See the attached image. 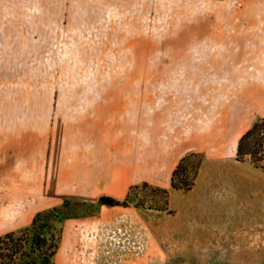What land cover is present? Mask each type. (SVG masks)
<instances>
[{"label": "rangeland", "instance_id": "1", "mask_svg": "<svg viewBox=\"0 0 264 264\" xmlns=\"http://www.w3.org/2000/svg\"><path fill=\"white\" fill-rule=\"evenodd\" d=\"M249 7L246 0H0V129L22 123L40 130L58 157L65 147L74 156L86 146L98 148L103 158L161 123L178 121L189 132L209 108L222 109L224 97L221 90L197 89L192 73H182L208 61L194 52L208 27L193 26V18L206 19L210 10L218 19L244 17L254 14ZM17 115L23 122H16ZM257 157L264 166V147ZM162 200L150 188L131 193L132 203L145 206L138 209L151 219V229H143L142 221L118 229L125 216L107 208L87 226L95 229L101 219V228L112 229L71 240L118 245L103 250L104 264H166L158 242L160 211L147 208ZM72 207L80 214L96 209ZM143 230L150 232L145 249L124 248ZM231 254L210 264H264V249Z\"/></svg>", "mask_w": 264, "mask_h": 264}, {"label": "crops", "instance_id": "2", "mask_svg": "<svg viewBox=\"0 0 264 264\" xmlns=\"http://www.w3.org/2000/svg\"><path fill=\"white\" fill-rule=\"evenodd\" d=\"M246 4L249 11L254 5V14L218 19L210 10L206 19L193 18V26L198 22L208 27L207 35L195 40L194 51L208 61L193 64L182 73H192L199 90L224 91L222 109L213 113L209 108L199 116L197 128L184 133L178 121L161 123L129 139L127 149L104 158L98 148L86 146L77 148L74 156L72 147H65L58 157L51 153L49 140L40 130L24 129L22 123L1 128L0 236L29 226L38 212L66 200L97 202L102 196L123 200L132 186L142 183L173 189L172 174L181 159L201 153L203 161L193 188L171 191L169 207L173 212H160L161 260L166 264H210L213 259L231 257L232 251L238 255L262 252L264 170L249 160L237 159L240 138L264 118V0H246ZM18 117L21 119L16 122H23L22 115ZM107 208L125 216L118 229L141 221L143 229H151V219L137 207L103 205L98 215L63 222L55 264H63L62 258L65 264H79L81 255L79 259L86 264H104L103 250L118 245L74 242L71 237L112 229L101 228V219L94 221L95 229L87 226L88 220L101 218ZM149 237V231H138L135 238L139 240L124 248L143 250ZM99 249L102 251L95 257L90 253Z\"/></svg>", "mask_w": 264, "mask_h": 264}, {"label": "trees", "instance_id": "3", "mask_svg": "<svg viewBox=\"0 0 264 264\" xmlns=\"http://www.w3.org/2000/svg\"><path fill=\"white\" fill-rule=\"evenodd\" d=\"M263 147L264 118L255 122L240 138L237 159L249 160L264 170V166L259 163L261 158L257 157ZM202 161L201 153H190L183 157L172 174V188L182 191L192 189ZM140 187L150 188L163 197L161 204L147 208L168 214L173 212L169 207L170 190L149 183L132 186L124 200H117L111 196H102L97 202L66 200L59 206L38 212L29 226L0 236V264H55L63 237V222L66 219L98 215L103 205L124 207L133 205L145 208L130 201L131 193ZM82 205L93 206L96 209L85 214L70 212L72 206Z\"/></svg>", "mask_w": 264, "mask_h": 264}]
</instances>
